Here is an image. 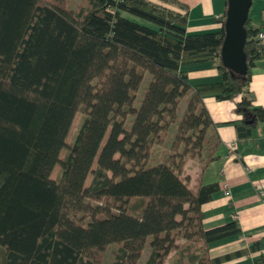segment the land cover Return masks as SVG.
<instances>
[{"label": "trees", "instance_id": "trees-1", "mask_svg": "<svg viewBox=\"0 0 264 264\" xmlns=\"http://www.w3.org/2000/svg\"><path fill=\"white\" fill-rule=\"evenodd\" d=\"M160 1L184 13L145 0H0V264H100L110 245L109 264H219L257 248L210 254L240 230L202 227L217 187L190 185L184 167L201 173L219 144L203 97H240L238 138L264 123L248 89L264 42L246 19V73L231 74L220 63L225 11L219 32L186 35V8ZM198 62L215 63L216 83L187 84L179 68Z\"/></svg>", "mask_w": 264, "mask_h": 264}, {"label": "crops", "instance_id": "crops-1", "mask_svg": "<svg viewBox=\"0 0 264 264\" xmlns=\"http://www.w3.org/2000/svg\"><path fill=\"white\" fill-rule=\"evenodd\" d=\"M175 1L186 8V35L219 32L220 21L216 17L224 14L225 0ZM172 11L181 15L184 13L178 8H173ZM263 12L264 1L251 0L247 19L252 28L262 33ZM121 16L152 27L131 15L122 13ZM179 69L186 74L189 86L213 84L219 78L213 62L185 64ZM249 72L248 89L253 97V106L264 108V59L257 61ZM239 99V96L220 101L212 96L202 98V104L214 125L219 144L212 161L201 173L195 161L186 162L184 167V176L190 185H194L199 179L202 185L214 184L217 187L211 198L200 206L202 227L209 229L235 222L240 230L238 234L210 242V254L217 256L242 248L247 249L251 245L257 247L242 256L219 264H252L256 258H264V123L251 128L248 136L243 132L245 138H238L235 126L240 125L241 117L234 112V107ZM192 100V94H189L179 102L177 117L185 116L187 104Z\"/></svg>", "mask_w": 264, "mask_h": 264}, {"label": "water", "instance_id": "water-1", "mask_svg": "<svg viewBox=\"0 0 264 264\" xmlns=\"http://www.w3.org/2000/svg\"><path fill=\"white\" fill-rule=\"evenodd\" d=\"M251 0H226L223 22V40L220 48V63L231 74L243 76L246 73L243 45Z\"/></svg>", "mask_w": 264, "mask_h": 264}, {"label": "rangeland", "instance_id": "rangeland-1", "mask_svg": "<svg viewBox=\"0 0 264 264\" xmlns=\"http://www.w3.org/2000/svg\"><path fill=\"white\" fill-rule=\"evenodd\" d=\"M73 4H77L78 3V0H71ZM153 5H157V6H161V5H164V8L166 9H169V10H172L173 8H175L176 6L173 5V4H167V3H163L161 2L160 0H145ZM168 6V7H166ZM172 8V9H171ZM144 82L145 80L142 82V86H144ZM182 102V100H181ZM82 111L80 110L72 119V122H71V125L69 127V130L67 132V135H66V138H65V143L66 144H70L72 142V139H73V135L76 133L78 127H79V123H80V120L82 118ZM178 117L180 118V115H178ZM170 136H175V129H171L170 128ZM64 154H65V151L62 150L60 151L59 155H58V158L59 159H62L64 157ZM157 155V154H156ZM95 168V161L93 162L92 164V167H91V170H94ZM59 173V168L58 166H55L51 173H50V179L51 180H55L57 178V175ZM90 180H91V176L88 175L86 180H85V183H84V186H88L89 183H90ZM113 251H114V247L112 245L108 246L104 252L102 253L101 255V259H100V264H109L112 260V257H113ZM147 251L146 249L144 250L140 260H139V263H141L143 261V257L146 255Z\"/></svg>", "mask_w": 264, "mask_h": 264}, {"label": "built area", "instance_id": "built-area-1", "mask_svg": "<svg viewBox=\"0 0 264 264\" xmlns=\"http://www.w3.org/2000/svg\"><path fill=\"white\" fill-rule=\"evenodd\" d=\"M262 1H264V0H262ZM263 17H264V12H263ZM216 19H218V17H216ZM257 38L259 40H261L262 42H264V33L258 31Z\"/></svg>", "mask_w": 264, "mask_h": 264}]
</instances>
